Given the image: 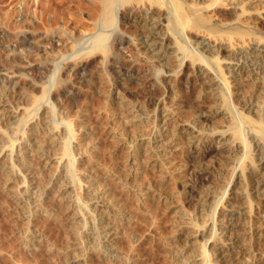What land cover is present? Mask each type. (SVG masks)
<instances>
[{
	"label": "bare ground",
	"instance_id": "obj_1",
	"mask_svg": "<svg viewBox=\"0 0 264 264\" xmlns=\"http://www.w3.org/2000/svg\"><path fill=\"white\" fill-rule=\"evenodd\" d=\"M69 1L72 2L73 7L66 10L61 7L53 6L50 2H48V0L41 2L42 8L46 15V21L44 25L35 30H16L14 34H11L10 39L6 40L3 38L2 33L4 29H1L2 25H0V70H12L10 69L12 67L9 66H11L14 61L22 60L23 57L27 56V58H37L39 61L37 63H32L26 59L24 62H22L23 64L17 66L19 71H12L20 73V75L38 74L39 77L41 75L42 78L44 71H48V60H51L52 58L50 57L55 56L56 54V52L54 54H50V52H52V50H49L51 45L59 48H74L81 41H88L87 47L83 48L84 50L80 49V53L73 56L70 60L64 61L62 63L61 67L58 69L57 78L53 80L55 82L52 84L47 83L46 86L48 87L44 85L45 87L42 86L41 88H38L40 95L35 97L32 102H30V105H32V108L35 107L34 105L39 102L42 97L47 96H50L55 100L57 99L56 97H65L70 98L71 100L76 98L78 93H76L74 87L80 86L87 80L85 79V75L87 74L86 69L88 67L86 64L87 57L90 55H94L96 59L97 57H101L103 60L102 63L104 62L106 70L109 72L111 77L118 82L117 88L120 90L119 92H121L129 100H124L121 96H116L113 98L114 106L110 107V111L112 112L111 116L113 117V124L112 126H108V134L111 141L113 142V140L116 138L114 142L117 144L120 143V145L124 144L127 146L130 145V147L132 146L140 148L141 151L139 153H130L129 155L127 154V158L130 157L131 159L133 157V161H136L134 164H137L138 161L139 163L141 162L140 167L144 172L143 176L146 177L145 179H150V177L154 174V171L158 172L157 175L160 176V182L169 181L168 183L170 185L171 181L176 179L177 183H175L178 188L177 194L181 196V208H184L182 211L186 209L185 211L188 212L197 204H203L211 197H215L217 195L216 188L218 185L219 187H222V185L215 181V183L211 185L210 191L203 192L202 188L204 187V184L207 182L211 183L213 176L216 174L222 176L223 179L226 178L227 175L233 178V174L228 172L230 162L232 163V159H235L237 157L236 155L240 154L239 152H241V154H244L245 152V156L239 155L240 157L243 156L241 158L242 161H238V163H241L239 177L241 176L242 179L236 183L237 187L231 188V191L229 192V194H233L234 200L230 201V199H225L220 203V207L230 205L233 207V209H229L227 213L223 210L217 211V218L219 217V220L222 221V225L218 226L216 229L219 235L211 244L213 251L209 255L208 260L210 264H218L216 263L217 261H219V263L221 262L220 264L260 263V261L264 260V255L256 251L257 249L252 243V240L249 239L248 234L242 233L243 235L240 236H231V231L234 225L228 221L233 218H237V220L242 218L243 210H241L242 208L238 206L239 204L234 202L240 199L238 196L239 194H236L237 189L243 187L249 191L252 189L254 192H257L264 183V86L257 82L255 83V81L253 84L245 86V84H243L240 80L243 73L244 75L246 73L247 75L252 74L251 71H245L244 66L247 65V63L254 64L256 60H259L260 63L258 64L260 65L256 63V68L253 70V72L255 71L253 74L256 76L253 77L254 79H260L261 76H264V42L258 41L259 39H257V36V40H253L251 37L249 38L251 39L249 40L250 42L246 44L247 48L242 47V45H239L237 42L234 45H239L241 47L238 49H236V47L235 49L231 50L226 45L224 46L220 43L214 44L215 41L213 43V41L210 42L208 39L206 40L205 37L197 34L195 31L201 30L206 33L210 32L215 34L225 29L223 32H235L238 34V36L245 40L244 36L246 34L253 33L255 35L256 32H258L255 29L257 28L256 25L259 24L263 25L262 27H264V16L261 11H259V7L257 9L255 6H264V0ZM222 5L227 7V11H221L220 8H222ZM212 16H214L215 19H222V25L214 22L213 20L211 21L210 19ZM243 26L248 27L249 31H245ZM253 28L254 31L256 30L255 33L252 32ZM181 36H185V40H192L193 44L195 43L196 46L201 45L205 40L206 42H203L204 44L201 47L202 49L206 48L209 51H213L219 68L221 67V60L226 59L229 65L228 68L231 67L232 69L231 72L230 70L229 72L231 74H233V72H239V80L236 82L234 80L233 84L232 80L229 79V72L223 73L224 81L228 87V95L233 93L231 88L232 85H236L237 88L241 89V91H243L241 93L243 94L239 95L236 100H232V103L230 102L229 104L226 102L228 101L227 98L230 97L225 95L224 100L221 98V105H218L216 109L210 108L206 103L207 98H209L208 92L216 90V80L212 78L209 73L210 69H214L213 63L210 64L207 62V67L210 66L209 69L200 65V63H196L197 59H203L202 57L206 55H202L203 53L200 51V46L198 53L190 52L188 50L189 47L185 45L182 46L183 44L181 45L179 42V38H181ZM57 52H59V50H57ZM178 53L181 54L179 59H182V64H180L183 65L182 68L180 67L179 71L176 70L177 73H175V71L174 73L164 75V73L167 72V68L174 67V61L176 60ZM3 58H5V60ZM206 58L209 59V57ZM239 59L242 61L240 62ZM161 71L162 74L160 73ZM212 74L213 76H216L217 73L215 74V72H213ZM162 76L165 78L169 77L174 79L176 81L175 86H168V80H165L162 78ZM216 78H218V74ZM42 79V81H44L45 78ZM30 80L25 81L23 85H32L36 88L35 84L30 82ZM11 81L9 83H12ZM163 83L167 84L166 87L162 88V91L167 96L165 102L169 101L171 106L174 105V107H171V109L164 107L163 104L161 105L160 103H155L154 96L150 94L154 88L159 87ZM5 85L6 84L2 85V87L0 86L1 107L7 104L6 102L11 103V105L14 102V100L11 99L10 92L8 93L5 91L7 88ZM51 86H53V90ZM50 89L52 92L49 91ZM104 99H106L104 102L107 103V98L105 97ZM225 99L227 101H225ZM140 103H150L151 105L155 104L153 112L151 115H149L148 112L143 110L141 113H146V116L143 118L140 117V122H133L135 117L141 116V113L138 115V113L135 112V108ZM239 106L242 108L241 112L236 111L237 107ZM32 108L30 110H34V108ZM234 110L236 113L233 112ZM23 114L24 112L22 110L8 111L6 117L17 118L18 115L22 116ZM35 114L37 115V113ZM39 115L42 117V122H40V124L43 126V131H40L39 133L35 132L38 127L34 125L29 134L28 131H25L17 142L13 140L17 145L15 146L16 156L13 157V160L17 161L21 167L24 165L25 168L23 169L27 171L24 173V178L26 179L27 184H35L36 187L41 188L44 191H47L48 189V191L56 190L63 195L70 188L68 181H73L75 179V174H78V172L84 170L86 174V178L84 180L85 182H89L87 194L88 197L94 198L95 205L99 206L101 201L106 202V199H111L109 194L108 195L110 198L106 196V189L99 192L96 190L94 185L99 178L103 177L97 176L91 172L94 169L93 167L96 168L95 161L97 160V157L92 159L95 161L91 165L90 163L86 164L81 161H76V165L74 164L75 162L70 163L71 157L75 156V153H79L77 150H80L78 149L80 147L77 145L73 146V149H69L70 145L68 147V141L71 139L70 137L75 135L72 127L68 128V132L65 128L59 130L58 126L51 128L50 124L53 122L51 116H49L50 114L48 113V110L44 106H41ZM218 115L229 116L223 120L225 126L224 129H220V125L217 126L212 123V120ZM32 116L33 115H31V117ZM127 118H129L128 121L126 120ZM20 123L21 122L19 121V125ZM84 130L85 131L83 134L85 135L91 133L87 129ZM58 131L63 135V138L59 142L58 140H54L55 138L53 137ZM172 131H177L180 133V135L173 136L171 135ZM69 132H71L72 135ZM215 132L216 137L213 140L215 142H213L212 136ZM29 135H33V138L29 143L23 145L22 138L28 137ZM154 138H158L156 143L152 142ZM214 143H219L220 146L216 147ZM171 144L173 145L171 146ZM83 145L85 149V144L82 143V147ZM109 145L110 141L104 144L105 150H107ZM175 145L180 146L182 156L181 159L173 161L175 159L168 160L163 158V151L172 149V147ZM251 147L252 150H250ZM71 149L73 150V154L70 151ZM255 151H257L260 156L255 157L253 155V152ZM50 152H53V155L55 153L60 154L61 156L66 155L67 164L64 165L62 172L59 173V175L52 177L50 179V184L45 186L47 177L38 176L37 178L35 174L36 169L30 160L39 159L48 164L54 161L55 158ZM7 155L8 154H6V152H3V149H0V174L7 175L9 178H11L15 176L14 172L8 170L3 162L5 160H2ZM30 155H33V157ZM93 155L94 154L91 152L90 156ZM210 155L215 156V161L213 160L214 162L211 165H207L206 163V165H204L203 160H205ZM72 160L74 159L72 158ZM234 167H236V164ZM128 170L130 173V167ZM110 171H112V173ZM107 175V178L109 177L112 180H115L118 178V176H120V170L119 168L114 170L109 169ZM163 176H167V178L164 179ZM160 186L161 184H157L149 180L148 183L143 185L137 184L136 187L132 189L129 187V199L131 205L134 207L131 212L134 217L140 218L141 223H148L149 212L156 207V201H159V203L161 202L166 206H169L167 204L173 202L172 200L174 196L163 191L164 189H162ZM5 191H7L8 196L11 197L12 202L15 204L18 214L21 215V217H28L27 219H29L30 212L26 210L27 208L31 207L29 205L30 194H28V196L23 195L25 191L23 192L20 190L16 195L11 189L8 188H6ZM224 191L227 193L226 190ZM144 193H146L148 196L146 198L145 204H142L140 198ZM262 201H264V199L261 200L262 205H264ZM40 203L43 206L45 205L44 200H41L38 204ZM115 204L116 203L114 202L113 205ZM64 206L67 211H73L74 209L72 204L66 203ZM124 206L123 209H119L120 211L118 212L125 213ZM211 209L212 208H210V211H213V209ZM97 210H99V208ZM72 213L74 214L75 211ZM115 213L116 210L114 211V214ZM209 213L210 212L208 210V213L205 214L211 218L208 215ZM196 214V218L188 216L187 213H185V215H180L178 218L179 224L180 222H185L186 224L185 226L178 227L181 232L177 235V239L175 238L174 240H170L168 237L166 238V236L158 237L156 240L153 238L156 241L155 245H157V242H159L158 245H162L161 250L167 252V256H169L171 259H174L173 257L175 251L173 250V247H167L169 244L171 246L174 243L177 244V246H180L181 244L186 245L185 243L187 242L188 238L201 240L205 237V235L209 234L207 232L208 228L204 231L203 222L199 221V217L202 216V211L201 213ZM95 216L97 222H95L94 225L92 224L90 229L93 230V234H96L98 238L105 237V241H107L109 247H107L109 251L106 252H108V254L114 253L115 250L117 251V249L115 247L113 248V245L119 230L115 229L113 225L110 224V215L107 214L105 210H99ZM119 216H117V218ZM91 218L94 219V214ZM121 218L122 217H119V220ZM217 218L213 220L212 226L214 222L218 221ZM72 222L73 221H71V223ZM247 222L249 224L247 225L246 223V226L252 229V231H250L251 233L249 234H253L254 231L258 230L264 225V221H259L258 219L254 218L248 220ZM70 228L72 229V232H68V230H66L65 235H68L69 233L73 234L81 242L84 239L88 242L90 239L88 244L94 245V239H91V236H82L81 232L78 230L80 227L77 224H72ZM199 228L202 230L199 231ZM241 230L244 231V229ZM130 232L127 231L126 233V237H129L127 238L128 240L133 238L131 237L132 234H134L133 230ZM120 233L124 234L123 230ZM129 233L130 236H128ZM215 233L217 232H214V234ZM34 236L35 235L33 231L30 230V232H26L24 234L20 233L18 238L20 242L27 243L29 241L31 242ZM251 236L253 237V235ZM58 238L63 239L64 233L63 235H59ZM225 243H228V245H225ZM81 244L79 243V245ZM159 247L160 246L157 248ZM80 248L83 250L82 258H86L87 253L89 254L94 252V250H91V246L89 248L86 247V250L84 249V245H81ZM193 248L194 250L198 249L194 246ZM225 249L229 250V252H224ZM99 250L100 249L97 251L99 252ZM57 251L59 250L53 249L51 250L50 254H55ZM68 252L69 251L67 250L62 252V254H59V257L63 255L65 256L63 258H69L67 255L71 254V252ZM58 253L59 252H57V255ZM195 253L197 252L194 251L193 254ZM108 254L105 253L104 255L103 252L104 257H109ZM203 254L205 255L204 250ZM189 255L191 256V254ZM204 255L203 257L207 259V256L205 257ZM180 259L181 258H175L178 264L179 262L180 264L187 263V261L184 259ZM118 260L119 261L117 264H121V260Z\"/></svg>",
	"mask_w": 264,
	"mask_h": 264
},
{
	"label": "rangeland",
	"instance_id": "obj_2",
	"mask_svg": "<svg viewBox=\"0 0 264 264\" xmlns=\"http://www.w3.org/2000/svg\"><path fill=\"white\" fill-rule=\"evenodd\" d=\"M41 2H45V0H0V25H2L1 29H4L2 33L3 38L6 40L10 39L11 34H14L15 31L19 29L35 30L43 26L46 21V15H45V11L42 8ZM48 2H50L53 6L61 7L65 10L68 8L71 9L73 7L72 2H70L69 0H48ZM255 6L257 7V9L259 7V11H261V13L264 16V6L261 5L260 6L255 5ZM220 9L222 12L223 11L225 12V10L227 11V7H225L224 5H222V8ZM210 20L211 21L213 20L214 22H217L222 25L221 23L222 19L221 20H219V18L215 19L214 16H212ZM246 26H243V29L248 32L249 28ZM256 26L258 29L257 28L255 29L258 32H256L255 35L253 33L246 34L244 36L245 40H243L242 37L238 36V34L235 32H223L225 29L215 34L210 32L206 33L201 30L199 31L197 30L195 32L197 34L202 35L203 37H205L206 40L208 39L210 42L213 41L214 43L215 41L214 44L220 43L223 44L224 46L225 45L228 46V48L232 50L235 49L236 47H237L236 49L240 48L241 46L239 45H242V47L247 48L246 44L250 42L249 40L251 39L249 38L251 37L254 40L256 39L257 36L258 37L257 39H259L258 41L264 42V27H262L263 25H259V24ZM255 31L253 28L252 32L255 33ZM185 39H186L185 36L184 37L181 36V38H179L180 44L181 45L183 44L182 46L185 45L189 47L188 50L190 52H195V53H198L199 52L198 49H200V47L206 42L204 40L203 41L204 43L202 42L201 45L196 46L195 43L193 44L192 40L190 39L185 40ZM237 42L239 45L238 46L234 45ZM87 44L88 41H81L74 48H69V47L59 48L54 45H51V47H49L50 48L49 50H52L50 54H54L55 52L56 54L55 56L50 57L52 58L51 60H48V66H49L48 71L47 70L44 71V74L42 75V78H45L44 81H42L43 79L41 78V75L39 77L38 74L20 75V73H16L12 71V70L19 71L17 69V66L23 64L22 62H24L26 59L32 63H37L39 61V59L37 58H31V57L27 58V56H25L22 58V60L14 61L11 64V66H9L12 67L10 68L12 70L10 69H9L10 71L0 70V86L2 87V85L6 84L5 86L7 88L5 91H7L8 93L10 92L11 99L14 100L12 105L11 103L6 102L7 104H5L2 107L0 106V149H3V152H6V154H8L6 157L2 159L5 160L3 161L4 165L7 167L8 170L13 171L15 175L14 177L9 178L7 175L0 174V264H113V262L114 264L115 263L117 264L119 261L118 259L121 260V264H178L175 258H181L180 260L184 259L185 261H187L186 264H210L208 258L213 251V247L211 246V244L214 241V239H216V237L219 235L218 231L216 230L217 227L222 225V221L219 220V217L217 218V214H218L217 211L223 210L224 212L227 213L229 209H233V207H231L230 205L220 207V203L222 202V200L225 199H230V201L234 200L233 194H229V192L231 191V188L237 187L236 183H238V181H241L242 179L241 176L239 177V173L241 170V165H240L241 163H238V161L239 160L240 162L242 161L241 158L245 156V152L244 154H241V152H239L240 153L239 155H243V156L240 157L237 154L236 156L238 158L237 157L235 158L237 160L233 158L232 163L230 162V165L228 167L229 168L228 172L233 174V178L227 175V177L223 179L222 176L216 174L215 176H213L211 183L207 182L204 184L202 190L203 192H206V191H210L211 185L214 184L215 181L217 183H220L222 187L221 186L219 187L218 185V187L216 188L217 195L215 197H211L212 199L211 198L208 199V201L204 202L203 204H197L190 211L186 212L185 211L186 209L182 211V209L184 208H181L182 198L177 194L178 188L176 186L177 183L176 179H173L170 185L168 183L169 181L160 182V176L157 175L158 172L156 171H154V174L150 177V179H145L146 177L143 176L144 172L141 170L140 167L141 162L139 163L138 161L137 164H134L136 163V161H133V157L131 159L130 157L127 158V154L129 155L130 153L131 154L139 153L141 151L140 148H136L132 146L130 147V145L127 146L124 144L120 145V143L117 144L116 142H114L116 138L113 140L114 143L111 141L110 136L108 134V126H112L113 124V117L111 116L112 112L110 111L111 109L110 107L114 106L113 98H115L116 96H121L123 97L124 100H128V99L121 92H119L120 90L117 88L118 82L115 81L111 77L109 72L106 70L104 62L102 63L103 60L101 59V57L100 58L97 57V59L95 58L94 55H90L87 57L86 64L88 65V67L86 69L87 74L85 75V79L87 80L83 82L80 86L74 87V90L76 91V93H78V96L76 98L71 100L70 98L56 97L57 99L55 100L50 96L42 97L41 100L36 103L37 105L36 104L34 105L35 107L33 108L35 111L30 110L32 108L30 102H32V100L35 97H38L40 95V91L38 88H41L44 85L46 86L47 83L52 84L53 82H55L53 80L57 78L58 75L57 72L58 69L61 67L62 63L64 61L70 60L73 56L80 53L81 51L80 49L87 47ZM190 49L193 51H191ZM57 50H59V52H57ZM200 51L201 53H203L202 55H206V56H203L202 57L203 59L200 60L197 59L196 63L198 64L200 63V65L205 67H207L208 64L207 62H209L210 64L213 63L214 69L213 66L212 69L216 70L213 71L210 69V72L208 70L210 76H212V78L216 80V85H215L216 90L208 92L209 98H207V102H206L207 105L212 109H216L218 105H221V101H222L221 98H223L224 100L225 95L231 98V99L227 98L228 101L225 99V101H227L226 103L227 104H229L230 102L232 103V100H236V98L239 95L243 94L241 93L243 91L237 88L236 85H232L231 88L233 90V93L231 95H228V87L224 81V75H223L224 72H229V70L231 72L232 70L231 67L228 68L229 66L227 63L228 61L226 59L221 60V67L223 69L221 67L219 68L217 59L213 51H209L206 48L202 49V47ZM179 56H181V54L178 53L175 60L176 62L174 61L175 68L174 67L167 68L166 69L167 72L166 73H164L165 71L163 72L164 75L174 73L176 70L179 71L180 67L182 68L183 65H180L182 64L181 62L182 59L180 60ZM206 57H209V59ZM3 59L5 60V58ZM241 61L242 60H240V62ZM256 63L257 64L260 63L259 60H256V62L254 63L255 65L251 63L250 64L247 63V65L244 66L245 71L252 72V74L249 75H247V73L245 75L244 73L242 74L240 80L243 84H245V86H249L250 84H253L254 81L255 83L257 82L262 86H264V76H261L260 79L259 78L254 79L256 75L253 74L255 72V71L253 72V70H255L256 68L257 65ZM209 68L210 66L207 67V69ZM162 71L160 72L161 74ZM177 71L175 73H177ZM211 71L215 72V74L217 73L218 78H216L217 74L216 76L215 75L213 76L212 74L213 72ZM229 73H228V75H230L229 79L232 80V84L234 83V80L235 82L239 80L238 78L239 72L236 73L233 72V74L231 73L229 74ZM249 77L252 79H250ZM162 78L168 80L167 81L168 86L170 85L175 86L176 81L174 79L169 77L165 78L163 76ZM29 80L30 82L35 84L36 88L33 87L32 85L31 86L23 85L25 81H29ZM10 81L12 83H9ZM166 86L167 84L163 83L159 87L154 88L152 92H150V94L154 96L155 103L157 104L160 103L161 105L163 104L164 107H168L171 109V107H174V105L171 106L169 101L165 102L167 96L162 91V88ZM51 87L53 90V86ZM52 90L50 89L49 91L52 92ZM104 96L107 98V101L109 103L104 102L106 100L104 99L105 98ZM41 106L46 107L48 113L50 114L49 116H51L53 122L50 124L51 128L58 126L59 130L65 128L67 129L68 132V128L72 127L75 135H72L71 132H69L72 135V137H70L71 135L69 136L71 139L70 140L68 139L69 140L68 141L69 143L67 142L68 147L70 145L69 149L70 148L73 149V146L77 145L80 147L78 148L80 150H77L79 151V153L77 152L75 153L76 154L75 156L71 157L70 163L75 162L74 164L76 165V161H81L86 164L90 163L91 165L95 161L92 160L94 159V157H97V160L99 159L98 160L99 162L97 160L95 161L96 168L93 167L94 169L91 172L97 176H103V177L99 178L94 185L96 187V190L99 192H101V190L103 191L104 189H106L107 190L106 196L109 197L110 195L111 199L109 200L106 199L107 200L106 202L101 201L99 206L95 205L94 198L88 197L87 194V191L89 189V182H85L84 180L86 178V174L84 170H81V172L77 171L78 174H75V179L73 181L71 180L68 181L70 188L63 195L56 190L48 191L49 190L48 189L47 191H44L41 188L36 187L35 184L32 185L27 184V181L24 178V173L27 172L26 170L23 169L25 168L24 165H22L23 167L19 166L20 164L17 161H14L13 157L16 156L15 153V146H17L16 142L18 141L19 138L22 137L25 131H28L29 134V132H31L30 130H32V127L34 125L38 127V129L35 130V132L39 133L40 131H43L42 130L43 126H41L42 124H40V122H42V117L39 115ZM154 106L155 104L151 105L150 103L147 104L140 103L135 108L136 111L135 109L134 111L139 115L144 110L145 112H148L149 115H151ZM14 110H22L24 112L23 114L24 116L18 115L17 118L21 116L24 119L21 117H19L20 119L19 118L17 119L16 117H12V118L6 117L8 111H14ZM31 111H33L34 113ZM236 111L241 112L242 108L239 106L237 107ZM233 112L236 113L235 110ZM35 113H37V115ZM31 115L33 116L31 117ZM140 115L141 116H137L134 119L132 118L133 122L134 121L140 122L141 121L140 117L141 118L145 117L146 113H141ZM228 117H229L228 115L226 116L218 115L212 120V123L217 126L220 125L219 128L224 129L225 126L223 120L224 118H228ZM18 120L21 122L20 125ZM126 120L128 121L129 118H127ZM15 124H18L19 126ZM84 129L89 130L91 133H88L86 135L83 134V132L85 131ZM213 134L214 135L212 136V141L216 137V132ZM171 135L178 136L180 135V133H178L177 131H172ZM53 137L55 138L54 140L56 141L58 140L59 142L63 138V135L58 131ZM32 138L33 135H29L28 137L22 138V144L24 145L26 143H29ZM13 140H15L16 142L14 143ZM108 141H110V145L108 146L107 150H105L104 144ZM157 141L158 138H154L152 140L153 143H156ZM82 143L85 144L86 147L85 149H84V145L82 147ZM172 145L173 144H171V146ZM214 145L216 147L220 146L219 143H214ZM72 149L70 151L73 154ZM250 150H252V147L250 148ZM89 152L90 153L92 152L94 155L90 156ZM163 153H164L163 158L168 160L175 159L173 161H176V160H180L182 157L181 149L179 145L177 146L175 145L172 147V149L169 150L167 149L163 151ZM253 155L255 157L260 156V154L257 151L253 152ZM30 156L33 157V155ZM53 156L55 157L54 161L48 164L44 163L39 159L30 160L36 169L35 171L36 177L37 178L38 176L47 177V180L45 181V186H48V184H50V179L56 175H59V173L62 172L64 165L67 164L66 155L61 156L60 154L55 153ZM72 158L74 160H72ZM213 160L215 161V156L210 155L205 160H203V164L211 165L214 162ZM235 164L236 167H234ZM237 165L240 167H238ZM129 167L131 169L130 173L128 170ZM117 168H119L120 170V176H118V178H116L115 180H112L109 177L107 178L108 176L107 173L109 169L114 170ZM110 172L112 173V171ZM163 178L165 179L167 178V176H163ZM149 180L153 181L154 183L161 184L160 187L164 189L163 191L167 192L168 194L174 197L172 200L173 202L167 204L169 206H166L165 204L156 201L157 204L156 207L149 212L148 223L144 224L143 222L141 223L139 217H134L131 212V210H133L134 207L131 205L129 199L130 196L129 187L130 189H132L136 187L137 184L143 185L148 183ZM6 188L11 189L13 193H15L16 195L20 190L23 192L25 191L23 195L28 196V194H30L29 198L30 200L31 199L32 200L31 201L29 200L30 202L29 205L31 207L27 208L26 210L30 212L29 219H27L28 217L27 218L21 217V215L18 214L15 204L12 202L11 197L8 196L7 191H5ZM224 190H226L227 193H225ZM236 194H239L238 196L240 199L234 202L236 204H239L238 206H240L242 208L241 210L243 211H242V218L240 220H237V218H233L228 221L229 223L234 225L231 231L232 234L231 236H235V237L240 236L243 235L242 233L248 234L249 239L252 240V243L257 249L256 251L264 255V225L261 226L258 230L254 231L253 234H249L251 233L250 231H252V229L246 226V223L247 225L249 224L247 221L253 218L258 219L259 221H264V205H262L261 203V200L264 199L263 198L264 183L261 186L260 190L257 192H254V190L252 189L249 191L246 188L240 187L237 189ZM147 196L148 195L146 193L141 195L140 199L142 204H145ZM41 200L45 201L44 206L41 205V203L38 204ZM113 201L116 203L115 205H113L114 204ZM262 202L264 204V201ZM66 203L72 204V206L74 207L73 211L72 210L67 211V209H65L64 204L66 205ZM123 206L125 209V211L124 210L123 211L125 213L122 212L123 213L122 214L121 212L118 211H120L121 208L123 209ZM77 207L80 210H78ZM98 208L100 211L105 210V212L110 215L109 217L110 224L113 225L115 229L119 230V232L117 233V238L113 245V248L115 247L117 251L115 250V252L111 254L110 253L108 254V252H106L109 251L108 249L109 247L107 241H105V237L101 236L102 238H98L96 234H93V230L90 229L92 224L94 225L95 222H97L95 214L99 212V210H97ZM210 208H212L213 211H210ZM34 209L37 211H35ZM115 210L116 213L114 214ZM208 210L210 212L208 215L211 218H209L205 214L208 213ZM74 211L75 213L73 214L72 212ZM201 211H202V216L199 217V221L203 222L204 231L205 229L208 228L207 232L209 234L205 235V237H210V238L204 237L201 240L199 239L194 240L188 238L187 242L185 243L186 245L181 244L182 246L181 245L177 246V244L175 243L172 244V246L169 244L170 247L169 245L167 247L168 248L173 247V250L175 251L173 257L174 259H171L169 256H167V252L161 250L162 245H158L159 242H157L158 244L155 245L156 243L155 240L161 236H166V238L168 237V239L170 240L172 239L174 240L175 238L177 239V235L181 232L178 227L185 226L186 224L185 222H180L179 224L178 218L180 217L181 214L185 215V213H187L188 216L196 218L197 216L196 213H201ZM118 213L120 214V216ZM93 214H94V219L91 218L93 217ZM117 216L122 218L119 220V217L117 218ZM216 218L218 219V221L214 222L212 226V222ZM71 221H73L74 223L73 222L71 223ZM72 224H77L80 227V229L78 230L81 232L82 236L83 235L84 236L87 235L88 237L91 236L92 237L91 239H94L95 241L94 245L88 244L90 239L88 240V242L87 240L85 241V239L81 242L73 234L69 233L68 235H65L66 230H68V232H72V229L70 228ZM68 228H70L71 230ZM241 229H244V231ZM30 230L33 231L35 235L33 240L27 243L20 242L18 235L20 233L24 234L26 232H30ZM122 230L124 234L120 233L122 232ZM131 230H133L134 232V234H132L131 236L133 238L128 240L127 238L129 237H126V233L127 231L130 232ZM201 230L202 229L199 228V231ZM62 232L64 233V238L59 239L58 238L59 235H63ZM214 232L217 233L214 234ZM130 233L128 234V236H130ZM251 235H253V237ZM153 238H155V240ZM79 243L80 244L83 243L81 245H84L85 250L86 247L89 248L90 246H91V250H94V252L89 253L90 255L86 251L87 255L86 254L85 255L87 259L85 257L82 258L83 250L81 248L83 246L80 248L81 245H79ZM225 245H228V243H225ZM156 246L157 247L160 246L159 247L160 249L157 248ZM193 246L198 249L194 250ZM53 249L59 250L57 251L59 252L58 255L57 252L52 255L50 254L51 250ZM96 249L97 250L100 249L99 252ZM66 250L69 251L68 253L71 252V254L67 255L69 256V258H63L65 257L63 255L59 257V254H62V252ZM203 250L205 252V255L203 254ZM194 251H196L197 253L193 254ZM103 252L104 255L105 253H107L109 257H104ZM224 252L228 253L229 250L225 249ZM189 254H191V256ZM202 254L205 257L207 256V259H205ZM216 263L220 264L221 262L219 263V261H217ZM258 264H264V260L260 261V263Z\"/></svg>",
	"mask_w": 264,
	"mask_h": 264
}]
</instances>
